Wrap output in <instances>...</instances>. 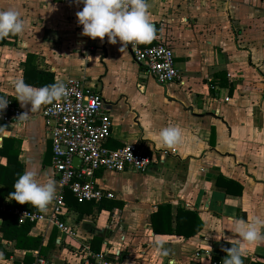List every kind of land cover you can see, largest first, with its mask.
<instances>
[{"label":"crops","instance_id":"crops-1","mask_svg":"<svg viewBox=\"0 0 264 264\" xmlns=\"http://www.w3.org/2000/svg\"><path fill=\"white\" fill-rule=\"evenodd\" d=\"M148 3L158 38L141 46H169L183 83H157L134 61L130 45L120 52L119 42L82 36L76 20L82 3L0 0V10H18L26 25L22 35L0 45V97L20 105L14 81L22 78L28 55L30 66L51 73L53 83L81 78L102 95L103 111L112 120L106 148L139 143L151 159L143 173L96 171L93 181L114 195L99 205L75 204L65 193L61 220L75 236L32 224L28 236L41 239L40 248L28 252L33 257L82 264L87 251L107 250L114 255L112 264H218L213 259L223 258L222 249L231 247L220 237L238 238L229 216L264 219V0ZM44 106L21 125L0 124L8 131L0 132V148L3 140H11L23 172L35 168L53 177L58 193ZM21 109L30 111V105ZM167 126L182 129L181 143L171 149L157 135ZM171 150L175 154H163ZM5 163L0 156V165ZM219 177L236 185H218ZM5 203L38 211L12 199ZM164 205L168 213L159 212L155 226L164 227L168 219L172 234L153 231L152 216ZM180 209L196 213L203 224L197 234L174 233ZM158 239L171 250L169 257L157 256ZM14 244L0 230V264L22 263L27 251ZM245 252L243 264L264 263V243Z\"/></svg>","mask_w":264,"mask_h":264},{"label":"built area","instance_id":"built-area-1","mask_svg":"<svg viewBox=\"0 0 264 264\" xmlns=\"http://www.w3.org/2000/svg\"><path fill=\"white\" fill-rule=\"evenodd\" d=\"M80 46L86 47V43ZM130 50L134 61L157 83H183L175 66L174 53L166 44L145 47L130 45ZM64 83L73 90L68 100L53 102L44 106L41 111L50 138L51 164L60 187L57 198L48 206L46 212L14 206L8 207L7 211L16 217L18 225L44 223L73 237L74 231L61 220L66 191L78 204L99 205L105 199H114V195L93 181L96 171L143 173L150 166L151 159L139 143L126 144L114 150L106 148L104 143L110 136L112 120L103 111L102 95L81 78H68ZM8 100L7 108L0 112V124L21 125L24 121H17L23 113L20 105L14 100ZM1 141L2 136L0 143ZM163 154L172 155L175 151H164ZM75 158L80 161L79 167L73 164ZM3 209L0 207V210ZM112 258L114 255L107 250L87 251L82 264H112ZM32 264L54 263L36 254Z\"/></svg>","mask_w":264,"mask_h":264},{"label":"clouds","instance_id":"clouds-1","mask_svg":"<svg viewBox=\"0 0 264 264\" xmlns=\"http://www.w3.org/2000/svg\"><path fill=\"white\" fill-rule=\"evenodd\" d=\"M75 3L83 4L82 10L76 13V20L82 26L81 35L89 39L103 42L107 37L111 45L119 42L120 52H123L128 45H147L158 38L157 30L150 20L148 0H75ZM25 30V21L18 10H0V40L22 35ZM14 90L15 99L22 108L30 105V111L20 114L17 121H27L30 112H36L44 105L68 100L73 91L63 82L34 87L26 84L23 78L14 81ZM8 103V99L0 97V112L7 108ZM0 132L8 131L0 127ZM157 135L160 143L171 149L181 143L182 129L179 126H167L160 129ZM13 188L14 191L9 193L12 200L19 205L30 204L40 212H46L57 198L55 179L35 168L26 169L15 181ZM228 221L233 225L238 238L220 237L228 239L231 244L230 248L222 249L226 252L222 264H243L242 257L246 255L247 246L264 243V219L257 216L247 221L229 216ZM208 247L211 251L210 246ZM155 252L163 258L169 257L171 250L158 239ZM2 260L3 254L0 253V261ZM168 264L175 262L169 260Z\"/></svg>","mask_w":264,"mask_h":264},{"label":"trees","instance_id":"trees-1","mask_svg":"<svg viewBox=\"0 0 264 264\" xmlns=\"http://www.w3.org/2000/svg\"><path fill=\"white\" fill-rule=\"evenodd\" d=\"M2 40H0V45L2 44ZM143 46V45H142ZM149 46V45H148ZM145 47V46H144ZM30 57L26 56V66L23 71L22 78L26 84H30L34 87H43L45 85L53 84V75L51 73L39 71L33 66H30L29 60ZM30 76H34V79H29ZM11 140H3L2 146L0 148V156L4 157L6 160L5 165H0V207H3V210H0V219H1V227L0 230L3 234L4 239L10 241L12 240L15 244L14 247L18 250H26V254L22 263H13V264H32L34 258L28 252L37 250L40 248L41 239L39 238H31L28 236V232L32 224L26 223L23 225H18L17 219L12 214L8 213V206L5 203L6 199H11L9 193L14 191L13 185L18 177L23 174L22 164L18 161V149H13L10 146ZM223 178L219 177L217 180L218 185H233L235 183L231 181L223 182ZM236 185V184H235ZM226 187V186H225ZM227 191L229 188H226ZM239 187V194L240 192ZM66 194L71 195L66 191ZM66 196V195H65ZM72 196V195H71ZM73 197V196H72ZM75 204H77L74 199ZM169 207L168 205L160 206L158 208V213L152 216V226L154 232L160 233H168L172 234L173 230L170 229L169 220L167 219L166 224L162 228H158L155 226L156 217L159 212L168 213ZM203 224L196 215L194 211L188 210H178L177 214V222L174 233L177 235L190 236L197 234ZM165 229V230H164ZM98 247V245H97ZM230 247H224L223 249H227ZM98 250V248L96 249ZM96 252V251H95ZM226 256V252L224 251V257L220 259H213L214 262L218 264H222L223 259ZM250 264H264L260 262H251Z\"/></svg>","mask_w":264,"mask_h":264},{"label":"water","instance_id":"water-1","mask_svg":"<svg viewBox=\"0 0 264 264\" xmlns=\"http://www.w3.org/2000/svg\"><path fill=\"white\" fill-rule=\"evenodd\" d=\"M79 162H80V161H79L78 159H76V158L73 160V164H74V163H75V164H78Z\"/></svg>","mask_w":264,"mask_h":264}]
</instances>
